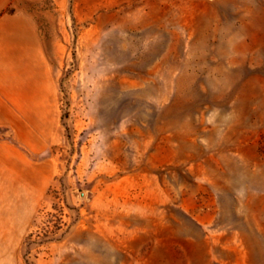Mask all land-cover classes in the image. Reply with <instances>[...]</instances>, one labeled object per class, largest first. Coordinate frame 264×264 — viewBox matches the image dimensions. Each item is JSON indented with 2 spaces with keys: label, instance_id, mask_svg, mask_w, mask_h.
I'll use <instances>...</instances> for the list:
<instances>
[{
  "label": "rangeland",
  "instance_id": "rangeland-1",
  "mask_svg": "<svg viewBox=\"0 0 264 264\" xmlns=\"http://www.w3.org/2000/svg\"><path fill=\"white\" fill-rule=\"evenodd\" d=\"M11 11L53 104L0 130V264H264V0Z\"/></svg>",
  "mask_w": 264,
  "mask_h": 264
},
{
  "label": "crops",
  "instance_id": "crops-1",
  "mask_svg": "<svg viewBox=\"0 0 264 264\" xmlns=\"http://www.w3.org/2000/svg\"><path fill=\"white\" fill-rule=\"evenodd\" d=\"M12 3L0 0V130L6 135L28 116L41 120L43 106L53 104L43 37L31 19L11 11Z\"/></svg>",
  "mask_w": 264,
  "mask_h": 264
}]
</instances>
